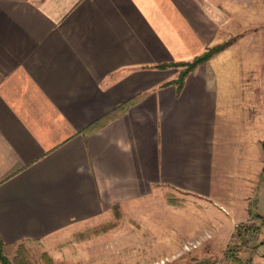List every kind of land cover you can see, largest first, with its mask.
Masks as SVG:
<instances>
[{
  "label": "crops",
  "instance_id": "crops-1",
  "mask_svg": "<svg viewBox=\"0 0 264 264\" xmlns=\"http://www.w3.org/2000/svg\"><path fill=\"white\" fill-rule=\"evenodd\" d=\"M228 40L181 88L160 67ZM176 193L230 214L211 254L264 219V0H0L6 250Z\"/></svg>",
  "mask_w": 264,
  "mask_h": 264
},
{
  "label": "rangeland",
  "instance_id": "rangeland-1",
  "mask_svg": "<svg viewBox=\"0 0 264 264\" xmlns=\"http://www.w3.org/2000/svg\"><path fill=\"white\" fill-rule=\"evenodd\" d=\"M198 202L176 193L116 206L105 217L73 227L53 240L21 242L5 248V254L10 264H19L20 254L30 264H212L218 253L205 250L206 239L189 237L211 227L218 213L226 218L230 214L221 207L199 209ZM167 203L180 209H170ZM258 240L242 249L244 261ZM192 242L197 246L186 249Z\"/></svg>",
  "mask_w": 264,
  "mask_h": 264
},
{
  "label": "trees",
  "instance_id": "trees-1",
  "mask_svg": "<svg viewBox=\"0 0 264 264\" xmlns=\"http://www.w3.org/2000/svg\"><path fill=\"white\" fill-rule=\"evenodd\" d=\"M231 40H228L222 44L208 48L202 54L196 56L192 61L189 62H176L171 64H162L160 67L164 68L169 65L181 66L182 70L179 77L172 81V83L178 84L179 88L184 84L186 76L193 71L199 64L209 60L214 54L224 49L229 45ZM173 202V201H170ZM259 239V240H258ZM261 241L264 243V219L259 216H255L251 221L240 223L236 231L232 236L231 242L222 252L224 259L231 264H249V260H243L241 257V251L252 241ZM24 255L20 254L19 264H30L25 260ZM0 261L1 264H10L6 254L5 246L0 243Z\"/></svg>",
  "mask_w": 264,
  "mask_h": 264
},
{
  "label": "built area",
  "instance_id": "built-area-1",
  "mask_svg": "<svg viewBox=\"0 0 264 264\" xmlns=\"http://www.w3.org/2000/svg\"><path fill=\"white\" fill-rule=\"evenodd\" d=\"M239 224H240V223H238V224L236 225V228H237V226H238ZM235 231H236V229H235ZM235 231H234V232H235ZM231 240H232V239H231ZM230 242H231V241H230ZM196 246H197V244L192 242V243H187L186 246H185V248H186V249H191L192 247H196ZM212 264H231V263H230V262H227V261L224 259L223 254H222L221 256H219L218 258H216Z\"/></svg>",
  "mask_w": 264,
  "mask_h": 264
}]
</instances>
